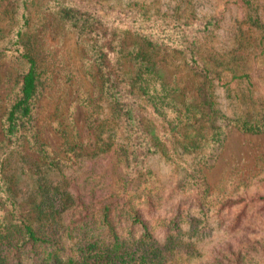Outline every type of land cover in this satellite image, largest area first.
Listing matches in <instances>:
<instances>
[{
    "label": "trees",
    "instance_id": "trees-1",
    "mask_svg": "<svg viewBox=\"0 0 264 264\" xmlns=\"http://www.w3.org/2000/svg\"><path fill=\"white\" fill-rule=\"evenodd\" d=\"M221 13H151L138 1L0 0V21L6 20L0 39L8 40L0 54L13 67L0 78L6 90L0 96V264H191L188 241L210 237L211 218L241 205L235 230L247 217L244 200L217 199L213 209L202 174L230 130L264 133L262 110L252 106L227 116L217 108L215 86L228 64L213 66L202 52ZM48 24L72 33L95 73L92 91L80 99L86 129H77L71 115L58 124L64 161L87 158L91 171L78 185L66 175L55 184L39 178L32 199L21 202L16 162L29 158L37 168L54 170L62 162L36 125L52 81L44 77ZM257 27L264 44V27ZM229 73L236 88H255L249 72ZM184 151L197 155L187 163ZM158 153L183 173L173 175L169 189L151 166ZM263 240L243 241L209 264H264Z\"/></svg>",
    "mask_w": 264,
    "mask_h": 264
},
{
    "label": "rangeland",
    "instance_id": "rangeland-1",
    "mask_svg": "<svg viewBox=\"0 0 264 264\" xmlns=\"http://www.w3.org/2000/svg\"><path fill=\"white\" fill-rule=\"evenodd\" d=\"M107 1L121 6L138 1L151 13L191 12L197 17H207L221 10L222 19L214 32L206 37L202 52L203 58L212 62L213 66L219 63L228 64L226 70L223 69L225 71L221 83H216L215 86L217 108L227 116H234L239 110H251L252 106L254 110L256 108L264 113V71L261 70L264 63V44L259 43L261 30L257 27H264V0H250L248 5H241L238 0ZM3 25H6L5 18L0 21V27ZM48 29L42 37L45 48L44 61L50 63L44 77L47 74L52 81H47L40 99L36 125L40 140L57 158H61L62 162L58 163L57 170L37 168L29 158L16 162L13 165L17 177L14 186L21 202L32 199L30 193L39 184V178L41 184L44 183L42 178L54 181L55 184L60 175H66L72 177L78 185L83 177L89 176L87 172L91 171L92 162L87 158H82L78 164L72 165L64 161L62 141L58 132L61 127L58 124L67 122L64 119L71 115L77 129H86L87 110L80 99L84 91H92L96 83L91 76L95 73L94 70L87 69L89 67L86 55L72 33L58 24H48ZM7 41L0 39V47H6ZM229 69L249 72L253 76L255 88L244 91L245 87L241 86L240 90L232 82L228 83L231 78ZM12 73L11 62L0 54L1 80L8 78L7 75ZM170 73L172 74L171 69ZM4 93L6 90L2 85L0 96ZM180 154L187 163L197 155L195 152L185 151ZM151 166L166 189L170 188L173 175H177V178L183 175L182 172H174V168L160 153L151 159ZM202 174L212 197L213 209L217 208V199L244 200L247 202V217L238 223L235 230H232L231 224L238 217L241 205L233 208L236 211L227 209L221 212V217L211 218L213 230L210 237L201 241L191 237L188 241L191 244V264H209L215 261L216 257L226 256L228 248L237 251L245 243L243 241L264 238V201H251L264 197V133L250 135L230 130L212 165L210 168H203Z\"/></svg>",
    "mask_w": 264,
    "mask_h": 264
}]
</instances>
